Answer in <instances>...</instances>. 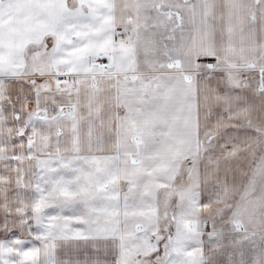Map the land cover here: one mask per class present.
Instances as JSON below:
<instances>
[{
    "label": "snow or ice",
    "instance_id": "obj_1",
    "mask_svg": "<svg viewBox=\"0 0 264 264\" xmlns=\"http://www.w3.org/2000/svg\"><path fill=\"white\" fill-rule=\"evenodd\" d=\"M0 264H264V0H0Z\"/></svg>",
    "mask_w": 264,
    "mask_h": 264
}]
</instances>
